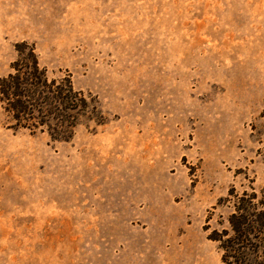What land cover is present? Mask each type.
Listing matches in <instances>:
<instances>
[{"label": "rangeland", "instance_id": "rangeland-1", "mask_svg": "<svg viewBox=\"0 0 264 264\" xmlns=\"http://www.w3.org/2000/svg\"><path fill=\"white\" fill-rule=\"evenodd\" d=\"M22 42L104 123L0 102V264H223L228 194L264 186V0H0V78Z\"/></svg>", "mask_w": 264, "mask_h": 264}, {"label": "trees", "instance_id": "trees-1", "mask_svg": "<svg viewBox=\"0 0 264 264\" xmlns=\"http://www.w3.org/2000/svg\"><path fill=\"white\" fill-rule=\"evenodd\" d=\"M14 49L11 71L0 78V102L14 128L69 141L82 121L104 123L96 99L75 89L68 74L50 78L32 46L22 42ZM232 192L228 228L213 230L208 239L219 243L223 264H264V186L259 194Z\"/></svg>", "mask_w": 264, "mask_h": 264}]
</instances>
